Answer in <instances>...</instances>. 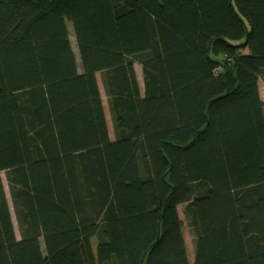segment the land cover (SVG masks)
<instances>
[{"label":"trees","instance_id":"16d2710c","mask_svg":"<svg viewBox=\"0 0 264 264\" xmlns=\"http://www.w3.org/2000/svg\"><path fill=\"white\" fill-rule=\"evenodd\" d=\"M263 74L264 0H0V264H264Z\"/></svg>","mask_w":264,"mask_h":264},{"label":"rangeland","instance_id":"374dc122","mask_svg":"<svg viewBox=\"0 0 264 264\" xmlns=\"http://www.w3.org/2000/svg\"><path fill=\"white\" fill-rule=\"evenodd\" d=\"M68 28H69V32H70V40H71V43H72V46H73V50H74L76 56L78 57V70H79V72H82V65H81L80 60H79L78 48H77V45H76L74 31H73V26H72L71 23H68ZM135 67H136V72H137L138 79H139V81L141 83V87L143 89V77H142L141 66L137 63V64H135ZM98 81H99L100 89H101V92H102V95H103L104 105L106 107L107 106V98L105 96V92H104V89H103V85H102V81H101V76L100 75L98 76ZM106 108H107L106 111L108 112L107 113V118H108V121H109L110 136H111L112 140H114L113 126H112V121L110 119L108 106ZM135 194H136V197H137V200H138L140 206L141 207L145 206L146 196H147L146 188L143 187L141 189V187H136L135 188ZM183 211H184L183 210V206H180L179 207V214H180V217H181V219H182V221L184 223L183 234H184V237H185L186 243H187L190 264H193L194 263V257H193V251H192V241H191V237H190V234H189L188 222H187V219H186ZM16 230H17V234H18V227L17 226H16ZM18 236H19V234H18ZM92 245L94 247V250H96L97 240L95 238L92 240Z\"/></svg>","mask_w":264,"mask_h":264},{"label":"crops","instance_id":"0c3cea01","mask_svg":"<svg viewBox=\"0 0 264 264\" xmlns=\"http://www.w3.org/2000/svg\"><path fill=\"white\" fill-rule=\"evenodd\" d=\"M245 53H247V51H246ZM98 76H99V75H98ZM260 91H261V97H262V100H263V102H264V74H263V75L261 76V78H260ZM136 187H141V189H142L143 187L145 188V186L137 185V186H134V191H135V188H136ZM146 193H147V192H146ZM136 199H137V197H136ZM147 201H148V198H147V196H146L145 206L141 207L140 204H139V202H138V200H137L138 209H139L140 212H144V211L147 209Z\"/></svg>","mask_w":264,"mask_h":264},{"label":"bare ground","instance_id":"6f19581e","mask_svg":"<svg viewBox=\"0 0 264 264\" xmlns=\"http://www.w3.org/2000/svg\"><path fill=\"white\" fill-rule=\"evenodd\" d=\"M106 107H107V106H106ZM106 107H105V111H106V109H107ZM108 111H109V110H108ZM107 113H108V112L106 111V116H107ZM109 115H110V114H109ZM107 119H108V118H107ZM110 119H111V117H110ZM108 122H109V121H108ZM185 240H186V239H185ZM192 251H193V257L195 258V256H194V248H193V245H192Z\"/></svg>","mask_w":264,"mask_h":264}]
</instances>
